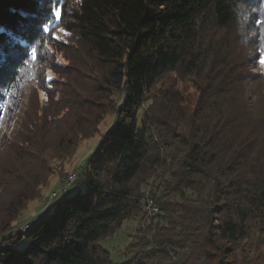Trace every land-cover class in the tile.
<instances>
[{"label": "trees", "instance_id": "obj_1", "mask_svg": "<svg viewBox=\"0 0 264 264\" xmlns=\"http://www.w3.org/2000/svg\"><path fill=\"white\" fill-rule=\"evenodd\" d=\"M257 20L264 0H0V135L16 118L0 143V264H115L103 242L144 216L151 180L160 214L122 264H264ZM109 114L116 123L77 175L78 192L11 234L43 199L51 161L72 158Z\"/></svg>", "mask_w": 264, "mask_h": 264}, {"label": "rangeland", "instance_id": "obj_2", "mask_svg": "<svg viewBox=\"0 0 264 264\" xmlns=\"http://www.w3.org/2000/svg\"><path fill=\"white\" fill-rule=\"evenodd\" d=\"M260 68L262 69V72L264 73V64L259 63ZM31 85H34L33 82H31ZM186 95H193L196 93V88L193 85H187ZM180 88L184 91L185 87L180 85ZM29 94V90H27L22 105L20 106V110L24 108L25 104L27 103V95ZM118 102L121 100L119 96H116L115 98ZM120 99V100H119ZM6 113V110L4 111V115ZM21 114L20 111H17V115ZM6 118V117H5ZM144 119L142 115L139 117V128H138V134L142 135L144 133ZM103 124L100 125V132L95 135L94 137L90 139H86L81 141L79 144L78 150L75 153V155L72 158L68 159H61V158H55L51 161V167L54 170V174L50 179L49 186L44 189L43 191V199L34 201L27 206L26 210L22 213V217L20 220L15 222L12 227L15 224H18L19 222H30L33 225H36L40 222V220L44 219L46 217L45 210L47 209H53L54 205L57 201L63 200L67 197H72L78 192V188L76 186H71L66 189V191L63 190V184L64 182L61 181L60 178V171L63 172V174H74L76 173L78 177L83 173V169L86 166L88 160L91 158L92 154L96 151L98 145L104 138L105 134L115 125L116 123V117L113 114H109L104 121ZM16 127V118L13 120L5 119L4 124L2 126V134L0 135V143L3 137L10 138L11 137V131L14 130ZM149 184V185H148ZM145 188L144 193L148 191L149 187L153 188L154 180L149 181ZM83 189V186L80 187ZM57 192V198L50 201L48 199L51 198V196ZM53 193V194H52ZM144 194V196H145ZM141 219V218H140ZM140 219L139 220H131L126 221L124 225L122 226L121 230L117 232V234L111 238L103 242L104 249L109 252L112 256L113 262L115 264H122L126 262L127 260L134 257L133 255L135 252L128 251L129 245L134 241L133 236L137 237L140 227ZM12 227L10 231L12 230ZM9 231V232H10ZM259 236V234H256V238ZM26 240H23L17 248L19 250H23L26 246ZM252 244V240H245L242 243V246L244 248L248 247ZM258 255V252L255 253L254 251L251 252V257L255 258Z\"/></svg>", "mask_w": 264, "mask_h": 264}, {"label": "built area", "instance_id": "obj_3", "mask_svg": "<svg viewBox=\"0 0 264 264\" xmlns=\"http://www.w3.org/2000/svg\"><path fill=\"white\" fill-rule=\"evenodd\" d=\"M77 180V174L74 173L72 175H70L68 177L67 180H65L64 184H63V190L66 191L67 188L74 186L75 182ZM152 191L153 188L149 187L148 191L146 192L145 196H144V216L140 219V227L139 230L140 231H146L149 228H151L156 220L158 215L160 214V207L158 206V204L156 203L155 199L152 196ZM57 198V192H55L51 198H49L48 200V204L50 203V201H52L53 199ZM50 209L45 210V213H49ZM34 226L30 223V222H19L18 224H15L12 227V230L10 231L11 234H27L29 232H31L33 230Z\"/></svg>", "mask_w": 264, "mask_h": 264}, {"label": "snow or ice", "instance_id": "obj_4", "mask_svg": "<svg viewBox=\"0 0 264 264\" xmlns=\"http://www.w3.org/2000/svg\"><path fill=\"white\" fill-rule=\"evenodd\" d=\"M53 12H54V16H55V20H59L61 18V13H60V9L56 8L53 5ZM22 15H26L24 13H22ZM258 24L264 25V20H257ZM27 26L26 25H21V29H25ZM45 30H48V28L50 27L49 24H45L44 25ZM3 29H0V32H2ZM61 31H63V29H61ZM9 37L11 38L13 43H22L23 41L20 40L16 35H14L12 32L8 33ZM56 39H59V36L55 37ZM36 53L37 50L35 47L31 48V59L35 60L36 59ZM7 62V54L4 52L3 46L0 45V65H2L3 63ZM261 63L264 64V49H262V58H261ZM48 80L51 81L52 80V76L49 75L48 76Z\"/></svg>", "mask_w": 264, "mask_h": 264}, {"label": "crops", "instance_id": "obj_5", "mask_svg": "<svg viewBox=\"0 0 264 264\" xmlns=\"http://www.w3.org/2000/svg\"><path fill=\"white\" fill-rule=\"evenodd\" d=\"M53 194V193H52Z\"/></svg>", "mask_w": 264, "mask_h": 264}]
</instances>
